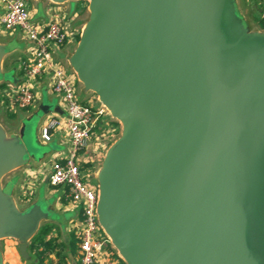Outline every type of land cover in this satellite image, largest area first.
Wrapping results in <instances>:
<instances>
[{"label":"water","instance_id":"obj_1","mask_svg":"<svg viewBox=\"0 0 264 264\" xmlns=\"http://www.w3.org/2000/svg\"><path fill=\"white\" fill-rule=\"evenodd\" d=\"M47 1L87 3L66 63L120 126L95 178L97 221L121 261L264 264V31L236 0ZM8 53L0 43V83ZM37 129L0 124V241L24 260L54 209L43 197L19 208L3 179L42 161Z\"/></svg>","mask_w":264,"mask_h":264},{"label":"built area","instance_id":"obj_2","mask_svg":"<svg viewBox=\"0 0 264 264\" xmlns=\"http://www.w3.org/2000/svg\"><path fill=\"white\" fill-rule=\"evenodd\" d=\"M30 1L0 0V32L13 37L18 29L24 33L31 50L30 58L19 65L21 78L18 83L7 84L6 88L0 90V97L11 110L27 109L33 106L36 79H47L64 114H52L39 130L40 139L44 143L50 142L54 132L60 133L65 138L66 151L54 155L50 169L42 176L38 177L39 168L29 171L25 176L23 191L26 197H33L36 194L35 182H42L45 177L51 187L65 189L62 201L66 205H62V210L76 211L80 217L75 229L78 264H118L104 252L109 241L104 234L100 236L96 215L97 191L90 187L87 181L90 175L83 172L80 161V155L92 137L107 140L106 134L95 135V129L101 118L108 114L99 103L95 106L79 99L76 76L68 74L54 57V53L61 48L76 45V37L81 30L74 23L77 16L58 9L49 20L33 22L28 9ZM28 190L31 191L29 195Z\"/></svg>","mask_w":264,"mask_h":264},{"label":"rangeland","instance_id":"obj_3","mask_svg":"<svg viewBox=\"0 0 264 264\" xmlns=\"http://www.w3.org/2000/svg\"><path fill=\"white\" fill-rule=\"evenodd\" d=\"M72 3V4H71ZM68 5H65V7H69V5H71V9H70V14L73 15L75 14V24L77 25L78 28H82L84 22L87 20L88 17V11H87V3L86 2H80L81 5L78 9H76V5H74V3L77 2H71ZM86 3V4H85ZM38 4L34 1H30L28 4V9L30 12V19L33 22L36 21H40L42 20V18L40 17V9L38 8ZM79 11V12H78ZM69 12V11H68ZM235 13L236 15H238L242 20L243 17L240 15V13L238 12L237 7L235 8ZM14 35V36H13ZM13 37L14 39L12 40V42L8 41L7 38L5 37V35L0 33V43H4L7 44V49L11 50L13 47H19L22 51H24L25 48H28V42L24 39L25 35L24 33H22L21 31H19L18 29L15 30V32L13 33ZM10 42V43H9ZM71 50L68 51L65 54V61L64 58L62 57L61 54L64 55L62 48L60 49V52H56L54 53V57L57 58V60H59L60 65L62 66V68L66 71L67 67H66V58L67 56L72 52L73 48L75 47V45H71ZM21 63V56L18 57L16 54H14L13 52L8 53L6 55V57L4 58L3 61V72L4 74V79L5 82H12V72L9 71L7 72L8 68H10L11 66H15L18 67ZM4 81V80H3ZM81 89L80 84L77 85V90ZM34 92V102H33V106L27 108L26 110H21L20 109H15V110H11L8 106L7 103L0 98V124L4 127V129L6 130V132L9 135H14L17 134L18 129L22 123V121H25L26 123V133H28L31 124H33V122L38 123V127L39 130L40 128L43 126V124L49 120L52 116V114L54 115H58V112L55 111V109H59L60 110V114H64L63 113V109L59 103V99L57 96H53V100L51 102H48L45 100L44 105L47 106L50 109V113L46 114V115H42L40 114L39 118L34 116L32 121H26L25 118H30V116L33 114H35V104L37 101V96H36V89L34 88L33 90ZM78 97L79 99L86 103V104H92V100L91 97L93 96L91 93H89L88 95L84 94L81 91H77ZM109 117V116H108ZM26 118V119H27ZM109 119H111L109 117ZM117 137L119 136L120 133V126L117 127ZM116 137V138H117ZM65 138L60 137V135H58L56 132L53 133L51 141L50 142H46V147L44 149V152H47V158L45 159V161H43L42 165H40L38 172H39V176H42L43 172H46L50 169V165L51 162L53 161L54 155L57 153H63V151L65 150V143H64ZM7 177V176H6ZM4 178V182L7 181V178ZM90 187L93 188V190H95L96 192V178H93L92 181L89 182ZM35 195L33 197H26L25 199H23V196L20 197V195H18L17 197H14L16 200V204L18 205L19 208H24V205H29L31 203H33V201H37L38 199V191H40V193H47L49 195V199H48V204L49 205H57L55 204V202L58 200V202L61 200L62 198V188H53L51 187L49 184L45 185L42 184L41 181H37L35 182ZM47 189V190H46ZM5 191L7 192L8 190L5 189ZM31 193L30 190H28V195ZM28 200V201H26ZM26 202V203H23ZM58 205H63V207L66 205L65 203H60ZM74 212L71 210H65L64 211H54V213H51V219L43 222L40 226L39 229H43V228H48L49 229V233L46 237L47 240H51L53 241L54 245H56V252L55 254L58 252V255L56 254V264H75L76 262V253H75V245L71 242V240H69V242L65 244L62 242L64 239H67V236L70 234L69 230L70 229V223L74 221ZM39 231V230H38ZM103 233L100 230V236H102ZM11 243L13 244V246L17 249V245L18 243L14 240H11ZM4 245V241H0V248L3 247ZM121 264V263H119Z\"/></svg>","mask_w":264,"mask_h":264},{"label":"crops","instance_id":"obj_4","mask_svg":"<svg viewBox=\"0 0 264 264\" xmlns=\"http://www.w3.org/2000/svg\"><path fill=\"white\" fill-rule=\"evenodd\" d=\"M39 6L38 8L40 9V17L42 18V20H49L52 16V13L55 12L58 9H62V10H66L70 12L71 9V5H69V7H65V5H53L51 4L49 1L45 0L42 2H38L37 3ZM236 7L238 9V12L240 13V15L243 17L244 21L254 30V31H264L261 30L258 26V19H260L262 16H264V0H236ZM77 27V25H76ZM78 28V27H77ZM1 33V32H0ZM2 34V33H1ZM8 41L12 42V40L14 39V37H7ZM9 42V43H10ZM7 45V44H5ZM71 45H67L65 47L62 48L63 50V54L62 57L64 58L65 61V54L71 50ZM13 52L14 54H16L18 57L21 56V62L22 61H26L30 58V47L25 48L24 51H22L19 47H13L11 50H9V53ZM57 52H60V50H58ZM66 64V72L68 74H73L72 71L69 69V67ZM18 67H15L14 65L11 66L10 68H8L7 72L11 71L12 72V81H19V79L21 78V74L19 73ZM8 86L11 84L10 81L7 82ZM34 87L36 89V96H37V101L35 104V112L36 113L39 110V107L44 105L45 100L48 102H51L53 100V94L50 90V84L48 83L47 79H45L44 77H40L38 79H36L35 83H34ZM77 85H79V83L77 82L76 84V88ZM79 91H81L80 89H78ZM77 90V91H78ZM88 95V94H86ZM93 95V94H92ZM92 100V104L95 106H98V102L96 100V97L93 95L91 97ZM45 106V105H44ZM26 110V109H24ZM23 111V110H22ZM33 115V114H32ZM31 115V116H32ZM30 116V117H31ZM27 118V117H26ZM25 118V120H26ZM24 122V121H22ZM114 122L113 119H109L108 116H104L101 118L100 121V125L101 127H97L95 129V135H99L100 133L102 134H106L107 135V140L106 141H102V140H98L95 137H92V139L90 140V142L88 143L86 149L81 153L80 155V161H81V167H83V172L88 173L90 175L89 179L87 180L88 182L92 181L93 178H95L96 176V171L98 169V166L104 156L105 150L107 149V147L116 139L114 138V132H115V126L112 124ZM116 122V121H115ZM58 135H60V133H57ZM37 135L39 137V142H40V147H37L35 152L37 153L38 159H42V161L40 163H31L25 167H23L22 169H19L15 172H12L11 174H9L6 178L7 181L4 182L3 180V184L5 185V189H7L9 191H13V195L14 197H17L18 195H20V197L23 196V199L26 198L25 193H24V180H25V176L26 174L29 173V171H31L32 169H37L40 167V165H42L43 161H45V159L47 158L48 153L44 152V149L46 147V143H44L43 141H41L40 139V135H39V127L37 129ZM60 137H62L60 135ZM63 138V137H62ZM65 143V140H64ZM66 151V146H65V150L63 152ZM44 155V156H42ZM39 161V160H38ZM37 176H35V180ZM46 181V177L43 179L42 184L47 185ZM47 190V189H46ZM65 189L62 188V193ZM38 193V199H41V197L46 198L47 201L49 199V195L45 192L40 193V191L37 192ZM37 199V200H38ZM63 196L61 198V200L59 201L61 204L63 203L62 201ZM28 201V200H26ZM58 200L55 202V204L57 205H51V207L54 209V211H64L62 210V205H58L59 204ZM26 203V202H23ZM26 205H24L25 207ZM74 221L73 223H70V229L69 230V235L67 236V239H64L62 242L66 244L69 242V240H71V242L73 243L74 241H76V243H74L75 245V253H76V263L78 264L79 262V251H78V242L76 239V234H75V229L79 224V214H77L76 211H74ZM4 241V245L3 247H1V251H2V255H3V260L4 262H8L9 264H37V260L28 252L29 255V259L28 260H24L23 258L20 257L19 253H18V245H17V249L13 246V244L11 243L10 239L7 240H2ZM28 251V248H27ZM56 251V250H55ZM104 252L105 254L112 260H116L119 263L120 262V258L117 256V253L115 252V250L111 247V245L106 244L105 248H104ZM55 252L52 253H48L47 254V258L45 259V261L43 262V264H56V256H55Z\"/></svg>","mask_w":264,"mask_h":264},{"label":"trees","instance_id":"obj_5","mask_svg":"<svg viewBox=\"0 0 264 264\" xmlns=\"http://www.w3.org/2000/svg\"><path fill=\"white\" fill-rule=\"evenodd\" d=\"M74 5H76L77 7L76 9H78L81 3L77 2V3H74ZM257 23H258L259 28L261 30H264V16L258 19ZM78 39H79V35L76 37V41H78ZM6 86H7L6 82H1L0 90L6 88ZM112 124L115 126L114 138H116L117 137L116 135L118 133L117 127L119 126V124L115 121ZM97 127H101L100 122L98 123ZM81 169L83 170V167H81ZM48 233H49L48 228L39 229V231L36 233V235L32 238V240L28 244V247H27L28 252L37 260V264H43V262L47 258L48 253L56 252L55 251L56 245H54L53 241L46 239ZM74 243H76V241H74L73 244ZM56 254L58 255V252ZM120 262L121 264H124L121 260Z\"/></svg>","mask_w":264,"mask_h":264},{"label":"flooded vegetation","instance_id":"obj_6","mask_svg":"<svg viewBox=\"0 0 264 264\" xmlns=\"http://www.w3.org/2000/svg\"><path fill=\"white\" fill-rule=\"evenodd\" d=\"M36 201V200H35ZM35 201H33V202H35Z\"/></svg>","mask_w":264,"mask_h":264}]
</instances>
